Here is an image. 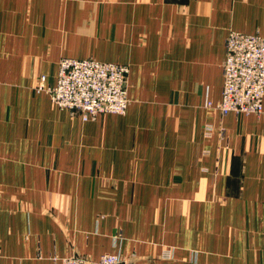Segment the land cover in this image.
<instances>
[{
    "label": "crops",
    "instance_id": "crops-1",
    "mask_svg": "<svg viewBox=\"0 0 264 264\" xmlns=\"http://www.w3.org/2000/svg\"><path fill=\"white\" fill-rule=\"evenodd\" d=\"M231 30L264 0H0V264H264V117L206 107ZM62 58L127 65V113L55 107Z\"/></svg>",
    "mask_w": 264,
    "mask_h": 264
},
{
    "label": "built area",
    "instance_id": "built-area-1",
    "mask_svg": "<svg viewBox=\"0 0 264 264\" xmlns=\"http://www.w3.org/2000/svg\"><path fill=\"white\" fill-rule=\"evenodd\" d=\"M224 86L221 100L206 107L227 115H256L264 117V38L259 34H245L231 30L226 39V58L222 65ZM127 65L101 62L93 58H62L57 83L45 88V76L38 89L46 91L52 104L80 116L87 122L101 114L125 115L130 104ZM213 127H206L211 135ZM166 252L165 257H171ZM53 260L61 264H135L121 254H104L97 262L81 256Z\"/></svg>",
    "mask_w": 264,
    "mask_h": 264
}]
</instances>
